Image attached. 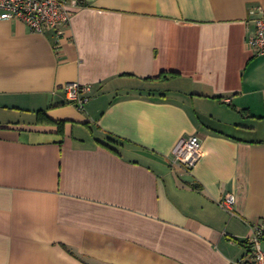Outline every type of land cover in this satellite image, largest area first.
<instances>
[{
    "label": "crops",
    "instance_id": "1",
    "mask_svg": "<svg viewBox=\"0 0 264 264\" xmlns=\"http://www.w3.org/2000/svg\"><path fill=\"white\" fill-rule=\"evenodd\" d=\"M70 1L61 38L0 19V264L246 257L264 225V57L249 46L264 0ZM191 136L201 160L173 164Z\"/></svg>",
    "mask_w": 264,
    "mask_h": 264
},
{
    "label": "built area",
    "instance_id": "2",
    "mask_svg": "<svg viewBox=\"0 0 264 264\" xmlns=\"http://www.w3.org/2000/svg\"><path fill=\"white\" fill-rule=\"evenodd\" d=\"M78 4L70 0H0V19L24 23L32 32L38 34L53 31L61 38L63 29L71 25L73 7ZM261 14L255 19L256 33L249 40V46L256 55L264 57V13L261 11ZM64 90L67 102L84 111L90 101L89 87L74 82L67 84ZM202 155V143L197 136L182 138L173 151L172 163L192 169ZM218 204L232 216L235 215L236 198L233 194H226ZM254 227L255 234L247 242L249 254L228 264H264V225L257 224Z\"/></svg>",
    "mask_w": 264,
    "mask_h": 264
},
{
    "label": "trees",
    "instance_id": "3",
    "mask_svg": "<svg viewBox=\"0 0 264 264\" xmlns=\"http://www.w3.org/2000/svg\"><path fill=\"white\" fill-rule=\"evenodd\" d=\"M46 121H47V122H51V120H49L48 118H46ZM60 124H61V123H60ZM60 124H59V125H60ZM60 128H61V131H62V126H61Z\"/></svg>",
    "mask_w": 264,
    "mask_h": 264
}]
</instances>
